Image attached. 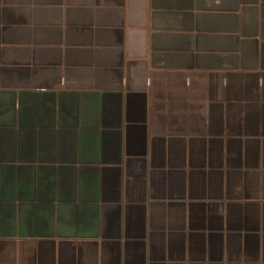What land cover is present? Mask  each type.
I'll list each match as a JSON object with an SVG mask.
<instances>
[{
  "label": "crops",
  "instance_id": "obj_1",
  "mask_svg": "<svg viewBox=\"0 0 264 264\" xmlns=\"http://www.w3.org/2000/svg\"><path fill=\"white\" fill-rule=\"evenodd\" d=\"M0 264H264V0H0Z\"/></svg>",
  "mask_w": 264,
  "mask_h": 264
}]
</instances>
